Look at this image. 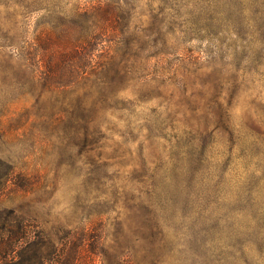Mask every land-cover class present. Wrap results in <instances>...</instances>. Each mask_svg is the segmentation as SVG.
<instances>
[{"label": "rangeland", "instance_id": "374dc122", "mask_svg": "<svg viewBox=\"0 0 264 264\" xmlns=\"http://www.w3.org/2000/svg\"><path fill=\"white\" fill-rule=\"evenodd\" d=\"M136 140L187 178L171 217L130 189L155 179ZM20 262L264 264V0H0V264Z\"/></svg>", "mask_w": 264, "mask_h": 264}, {"label": "clouds", "instance_id": "9594fccd", "mask_svg": "<svg viewBox=\"0 0 264 264\" xmlns=\"http://www.w3.org/2000/svg\"><path fill=\"white\" fill-rule=\"evenodd\" d=\"M146 110L138 108L137 111ZM142 139V137H141ZM128 148L132 155V163L129 167H133L136 163L137 153L142 154L146 158V164L149 172L155 177L154 182L151 184H136L130 186L132 192L137 193L144 200L147 201L146 206L151 205L149 211H151L157 218L161 216L165 209H169V216L174 213L170 210V205L188 195L187 178L178 169L173 168L172 163L168 162L165 167L167 168V176L164 177L156 169V166L151 161L147 160L149 154V147L147 144H141V140H136L128 144ZM227 156L224 152L218 159L223 160ZM167 159V158H166ZM213 179H217L213 177ZM211 181L205 180L204 183L208 184ZM139 190V191H138Z\"/></svg>", "mask_w": 264, "mask_h": 264}, {"label": "trees", "instance_id": "16d2710c", "mask_svg": "<svg viewBox=\"0 0 264 264\" xmlns=\"http://www.w3.org/2000/svg\"><path fill=\"white\" fill-rule=\"evenodd\" d=\"M75 42H76V40H75ZM71 45H74V41H72ZM74 47H77L79 49L78 45H74ZM74 51H75L74 53L77 52L76 49H74ZM38 261H39V259H38ZM19 264H24V263L20 262Z\"/></svg>", "mask_w": 264, "mask_h": 264}]
</instances>
